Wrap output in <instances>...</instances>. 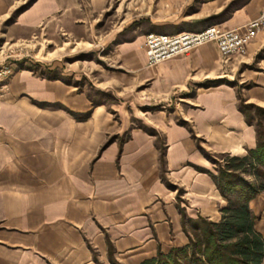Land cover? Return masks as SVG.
Here are the masks:
<instances>
[{"label":"crops","instance_id":"crops-1","mask_svg":"<svg viewBox=\"0 0 264 264\" xmlns=\"http://www.w3.org/2000/svg\"><path fill=\"white\" fill-rule=\"evenodd\" d=\"M144 1L158 2L146 14L165 34L237 28L264 8V0ZM53 5L44 0L40 17ZM145 36L108 56L130 61L127 73L82 75L114 103L98 102L74 78L28 68L0 76V264H141L188 246L187 219L221 220L228 201L204 170L212 164L201 147L231 155L256 148L239 95L264 106V28L244 56L224 57L207 43L155 66L141 48ZM220 79L230 82L201 85ZM135 88L138 99H129ZM176 92H192L182 118L145 108ZM249 208L264 238V192Z\"/></svg>","mask_w":264,"mask_h":264},{"label":"rangeland","instance_id":"rangeland-1","mask_svg":"<svg viewBox=\"0 0 264 264\" xmlns=\"http://www.w3.org/2000/svg\"><path fill=\"white\" fill-rule=\"evenodd\" d=\"M50 1L54 4V11L48 16L40 17L39 10L44 0H0V76L8 78L15 71L28 68L39 74L61 77L68 81L74 78L98 102L118 101L115 95L95 89L82 75L94 74L95 68L107 69L119 76L127 73L132 68L130 61L115 55L112 63H107L108 56L112 55L117 43L132 38L136 33L157 32L153 18L146 13L154 12L158 2L154 5L153 1L144 0ZM200 28L202 27L197 26V29ZM141 48L145 50L144 43ZM73 72L79 79L75 78ZM229 82L227 79L207 80L201 85L209 87ZM133 95L129 99L137 100L136 88ZM191 95L192 92H176L171 96H156L152 99V105L145 108L174 109L178 118H182L186 105H192L187 101ZM242 102L258 105L247 102L240 94L239 109ZM244 115L247 123L248 116L252 119L251 125L256 128L258 144V130L264 138V113L252 108ZM132 120L134 124L138 123L135 117ZM179 121L188 124L184 120ZM201 150L212 164L211 169L204 170L213 178L223 163V153H212L203 147ZM245 176L253 180L252 176ZM187 228L193 233L192 228Z\"/></svg>","mask_w":264,"mask_h":264},{"label":"trees","instance_id":"trees-1","mask_svg":"<svg viewBox=\"0 0 264 264\" xmlns=\"http://www.w3.org/2000/svg\"><path fill=\"white\" fill-rule=\"evenodd\" d=\"M255 108L254 104L240 105L244 113ZM248 122L253 124L248 116ZM218 174L214 181L228 203L222 218L215 222L204 217L187 219L186 227L191 242L188 246L173 248L169 253L160 252L156 258L141 264H261L264 258V238L254 229V216L249 201L264 192V138L258 130L256 148L244 155L222 154ZM252 176L250 180L245 175Z\"/></svg>","mask_w":264,"mask_h":264},{"label":"built area","instance_id":"built-area-1","mask_svg":"<svg viewBox=\"0 0 264 264\" xmlns=\"http://www.w3.org/2000/svg\"><path fill=\"white\" fill-rule=\"evenodd\" d=\"M264 28V8L261 13L243 26L227 28L212 24L199 31H183L173 34L149 32L144 46L149 66H155L173 57L188 54L196 47L215 43L224 57L236 54L244 56L248 44Z\"/></svg>","mask_w":264,"mask_h":264}]
</instances>
